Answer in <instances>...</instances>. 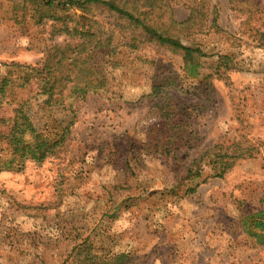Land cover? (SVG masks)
Wrapping results in <instances>:
<instances>
[{
  "label": "rangeland",
  "instance_id": "obj_1",
  "mask_svg": "<svg viewBox=\"0 0 264 264\" xmlns=\"http://www.w3.org/2000/svg\"><path fill=\"white\" fill-rule=\"evenodd\" d=\"M211 2L222 30L183 41L203 51L204 73H214L220 51L234 55L235 68L228 79L212 81L209 109L192 114L196 149L177 162L124 147L130 139L143 143L158 121L148 98L152 63L181 72L182 62L152 46L122 48L118 65L106 66L108 95L90 96L75 112L42 102L28 108L38 130L70 128V147L0 173V264H86V256L112 264L122 255L123 264H264V228L256 226L264 224V0ZM24 8L33 10L24 0H0V78L24 75L23 66L41 62L48 46L68 41L53 38L51 24L39 27ZM175 16L184 21L189 12L178 7ZM98 20L122 39L124 18L110 13ZM201 79L184 82L191 94L177 98L180 111L208 105ZM215 145L230 153L247 149L252 157L223 178L202 165V175L186 181L196 193L185 196L180 168Z\"/></svg>",
  "mask_w": 264,
  "mask_h": 264
},
{
  "label": "trees",
  "instance_id": "obj_2",
  "mask_svg": "<svg viewBox=\"0 0 264 264\" xmlns=\"http://www.w3.org/2000/svg\"><path fill=\"white\" fill-rule=\"evenodd\" d=\"M24 4L33 9L24 8V11L31 14L39 27L51 24L52 37L65 36L68 41L48 46L41 62L23 66L24 75L0 78V173L19 172L28 161L43 163L68 151L71 129L46 126L38 130L28 108L39 107L42 102L54 107H70L75 112L90 96L108 95L110 77L106 66L113 62L118 65L122 48L142 51L152 46L179 55L183 73L166 65L160 71L157 67L163 63H152L153 92L148 98L158 114V121L143 143L130 139L124 142V147L137 156L140 150L152 151L177 162L181 161L183 151L196 149L199 134L192 126V114L209 109L213 100L212 81L226 80L227 74L235 68L234 55L220 51L212 64L214 73H204L203 51L198 44L187 45L183 41L222 30L211 0H24ZM178 7L189 12L186 20L176 18ZM110 13L124 18L127 23L122 39L117 40L116 32L98 20ZM260 36L264 40L263 32ZM198 78H202L207 87L208 105L180 111L177 98L191 94V88L184 82ZM251 152L242 149L230 153L221 145H215L197 154L189 165L180 168L177 176L178 183L185 182V196L196 193L197 187L186 181L200 177L202 165L212 167L214 177L223 178L238 160L251 158ZM3 154L10 158L2 160ZM256 226L264 228L262 223ZM260 242L264 244V239ZM114 260L112 264H123L126 257L122 255ZM84 262L109 264L91 262L87 256Z\"/></svg>",
  "mask_w": 264,
  "mask_h": 264
}]
</instances>
